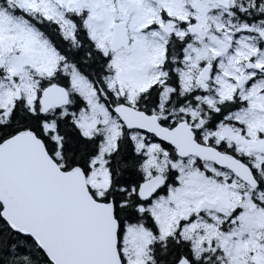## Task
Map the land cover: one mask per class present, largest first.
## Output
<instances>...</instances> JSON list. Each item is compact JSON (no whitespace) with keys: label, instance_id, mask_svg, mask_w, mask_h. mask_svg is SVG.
Returning a JSON list of instances; mask_svg holds the SVG:
<instances>
[{"label":"snow or ice","instance_id":"obj_1","mask_svg":"<svg viewBox=\"0 0 264 264\" xmlns=\"http://www.w3.org/2000/svg\"><path fill=\"white\" fill-rule=\"evenodd\" d=\"M0 264H264V0H0Z\"/></svg>","mask_w":264,"mask_h":264}]
</instances>
